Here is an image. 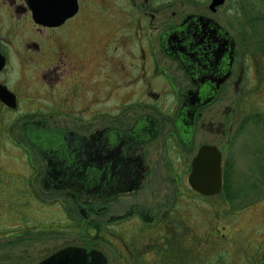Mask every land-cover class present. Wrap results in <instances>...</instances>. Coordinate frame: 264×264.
Wrapping results in <instances>:
<instances>
[{"label":"flooded vegetation","instance_id":"obj_1","mask_svg":"<svg viewBox=\"0 0 264 264\" xmlns=\"http://www.w3.org/2000/svg\"><path fill=\"white\" fill-rule=\"evenodd\" d=\"M79 1L73 16L48 27L34 20L29 0H0V228L7 227L8 223L22 222L13 227V231H3L0 243L21 242L23 239L59 234L62 231L70 234L73 226L104 229L117 226L126 219L140 220L142 212L136 198L139 195L150 196L167 181L174 191L183 194L179 187L187 170L189 193L197 198L215 197L203 196L189 184L193 159L204 145L216 147L221 153V191L223 188L227 159L219 147L203 142L190 161L188 156L198 135L197 130H200L201 111L218 99L222 89L226 91L230 88L237 59L236 43L231 34L213 17L202 14H188L166 27L158 39V47L165 58L163 65H160L156 56L154 60L150 56L148 61L143 62L144 66L150 64L152 78L158 80L154 84L159 88L158 92H149L151 84L147 83L143 87L144 94L159 105L142 101L132 106V110L142 113L130 124L131 118L121 121V117L111 111L108 121L112 124L104 126L103 109L93 108L103 103V72L101 70V75L98 70L99 61L104 60V48L108 49L109 43L115 50L118 49L119 40L111 37L106 43L103 42L104 32H107L109 25L105 27L101 12H98V17L90 15L87 18ZM62 8L60 4L54 5L51 8L52 16L59 18ZM119 22V19L115 21L116 24ZM127 23L128 26L133 25L129 23V17ZM87 46L93 48V56L84 51ZM102 69L105 68L102 66ZM110 73L109 77L114 79L115 72L111 70ZM240 74L238 83L242 81L243 69ZM132 85L129 84V87ZM93 88L95 95L88 98ZM118 88L115 87V90L119 91ZM113 91L112 88L106 93L107 98L113 97ZM43 97L49 105L46 111L51 116L68 121L73 128H48L39 117V101ZM168 97L173 100L170 104ZM164 99L163 105L161 102ZM81 103L80 114L90 116L91 120L78 122L66 116L76 104ZM193 103L198 106L190 121L192 130L178 129L176 123L185 121ZM57 110L60 113L57 114ZM226 110L225 114L228 113ZM168 112L174 119L171 123L161 125V117L168 115ZM213 124L204 123L203 133H207L205 130H212L210 132L213 135L229 133L222 132L219 123ZM37 125H42L47 133L60 131L73 136L74 141L80 140L87 178H106L107 184L97 189L93 185L89 187L88 184L72 182L70 169L54 159L44 158L30 140L31 130ZM77 128L83 130L82 135L76 133ZM117 147L116 156L114 148ZM8 151L16 152L17 155L7 154ZM6 158L7 167H4ZM88 159L92 161L90 165ZM40 160L44 164V171L35 165ZM9 163L20 167L22 171L8 170ZM87 166L90 171L86 172ZM145 186H149V189H145ZM46 194L64 199L61 202L54 198L52 202L44 204L43 211L49 213L46 219L53 217V213L61 214V218L58 221L51 218L41 223L37 220V224L25 218L30 221L20 226L25 223L21 207H36L35 200L38 202L39 196ZM22 196L32 198L26 200L29 204L20 205L15 211L8 209V203L14 199L21 203ZM128 196L131 198L128 208L118 211L121 199ZM66 199L77 202V209H73ZM73 216L81 224L73 221ZM162 216L166 218L167 212L160 215L158 224L163 222ZM171 217L165 220L177 218ZM146 221L152 225L151 219ZM163 223L165 228L167 221ZM128 251L129 264H146L150 257L134 255L135 249Z\"/></svg>","mask_w":264,"mask_h":264},{"label":"rangeland","instance_id":"obj_2","mask_svg":"<svg viewBox=\"0 0 264 264\" xmlns=\"http://www.w3.org/2000/svg\"><path fill=\"white\" fill-rule=\"evenodd\" d=\"M210 1L80 0L79 2L87 18H90V15L98 17V12H101L100 17L106 24L105 27L109 25L107 32H104L103 42L106 43L111 37L119 40L118 49L115 50L109 43L108 49L104 48V60L99 61L98 70L100 74L101 70L103 72V98H101L103 103L93 108L103 109L104 126L112 124L108 121L110 118L108 114L111 111L115 116L119 115L121 121L131 118L128 122L130 124L140 115L139 113H142L140 110H132V106L142 101L159 105L144 94L143 87L147 83L151 84V88L147 87L149 92H158L159 88L154 84L158 80L152 78L150 64L146 63L144 66L143 62L148 61L150 56L154 60L156 56L160 65H163L165 58L158 47V39L166 27L179 22L188 14H202L213 17L234 38L237 59L230 79V88L226 91L222 89L218 99L201 111L200 130H197L196 141L194 140L188 156L190 161L197 147L203 142L213 143L221 149L227 159L222 193L209 198L193 196L189 193L187 170L179 187L183 194L174 191L167 181L161 189L154 190L150 196L139 195L136 198L142 219H126L120 221L117 226H108L104 229L73 226L70 234L62 231L59 234L23 239L21 242L0 243V264H38L64 247H80L87 252L98 251L106 258V264H129L128 250L134 251V249L136 252L134 255H150L146 264H252L256 255L262 258L259 264H264V22L258 21L264 18V11L255 4L254 7L257 9L255 8L254 13L250 14L246 12L245 5L248 0H226L213 14L209 10ZM250 1L256 2V0ZM128 17L132 26H128ZM117 19L120 22L116 24ZM84 51L89 56H93L92 47L87 46ZM241 69H243V77L241 83H238ZM111 70L115 72L114 79L108 75L111 74ZM132 83L134 85L129 87ZM115 87H120L119 91H116ZM112 88L113 97L107 98L106 93ZM94 91V88L90 90L88 98L92 94L95 95ZM44 98L39 101V117L48 128H73L67 123L68 121L51 116L46 111L49 105ZM167 100L169 104L173 102L169 97ZM80 101L83 103L81 98ZM165 101L162 100L161 104L164 105ZM82 103L76 104L66 116L78 122L91 120L90 116L80 114ZM224 110L228 113L225 114ZM56 113L60 111L57 110ZM161 118V125L171 123L174 119L169 112ZM204 123L206 125L219 123L222 126L221 131H229V133L213 135L210 132L212 130H205L207 132L205 134L202 131ZM76 133L82 135L83 130L78 129ZM7 154L17 155L16 152L11 151ZM6 162L7 158L4 159V167H7ZM35 165L44 171L41 160ZM8 170L22 171L12 163L8 164ZM225 187L230 193L238 196L236 200H226V195H223ZM145 189H149V186H145ZM54 198L56 201H64L58 196L46 194L40 195L38 202L35 200L36 207H27L28 205L21 207L24 211L25 223L20 226H25L26 222L30 221L25 218L33 220L34 224H37V220L41 223L51 218L58 221L61 214L53 213V217L46 219L49 213L43 211L44 204L52 202ZM22 199L21 203L17 199L8 203V209L15 211L20 205L29 204L26 200L32 198L22 196ZM130 199V196L122 198L118 211L127 209ZM65 201L72 204L73 209H77V202L74 203L70 199ZM166 212L167 217L161 218V221H167V226L163 228L165 223L158 224V219ZM172 215L179 220L177 218L174 219L175 221L165 220L172 219ZM147 219H151L152 225L146 221ZM181 220L185 223H178ZM73 221L81 224L74 216ZM20 223L22 222L8 223L7 227L0 228V234L3 231H13V227ZM201 251L204 252L203 255H199Z\"/></svg>","mask_w":264,"mask_h":264},{"label":"water","instance_id":"obj_3","mask_svg":"<svg viewBox=\"0 0 264 264\" xmlns=\"http://www.w3.org/2000/svg\"><path fill=\"white\" fill-rule=\"evenodd\" d=\"M225 0H211L209 10L214 12L216 8L223 5ZM60 4L62 14L59 18H54L51 9L54 5ZM29 5L33 8L34 20L43 26H53L62 20L73 16L78 9L77 0H29ZM208 23V22H206ZM205 24H202L204 27ZM173 40V39H172ZM171 46H169L170 48ZM233 57L231 58V62ZM229 76V75H227ZM212 99H210L211 101ZM209 102V101H208ZM198 105L192 104L191 111L185 117V121L176 124L178 129L192 130L190 121ZM184 127V128H183ZM30 140L35 143L41 154L47 160L54 159L61 166L70 169V179L79 184H88L89 187L99 189L107 184V179H88L83 169L85 160L81 150V143L74 141L73 136L63 132L47 133L42 125L31 130ZM119 147L114 148L117 156ZM102 159L101 153H99ZM89 160V159H88ZM92 161L89 160L88 165ZM90 171L87 166L86 172ZM189 184L196 192L203 196H216L221 191V153L216 147L204 145L200 148L198 155L193 159L192 172L189 176ZM106 258L98 251L87 252L84 248L66 247L59 250L38 264H106Z\"/></svg>","mask_w":264,"mask_h":264},{"label":"trees","instance_id":"obj_4","mask_svg":"<svg viewBox=\"0 0 264 264\" xmlns=\"http://www.w3.org/2000/svg\"><path fill=\"white\" fill-rule=\"evenodd\" d=\"M256 2H258V3H256ZM256 2H253V1H250V0H248L247 1V3L245 4L246 5V9H247V11L246 12H248V13H250V14H253L254 13V11H255V8L256 7H254L255 6V4H258L259 5V8L261 9V11H264V0H256ZM257 9V8H256ZM257 12V11H256ZM259 19V18H258ZM253 21V20H252ZM259 21V23H261V22H264V18H261V19H259L258 20ZM256 22V21H255ZM264 125V124H263ZM223 190H225L224 191V193H223V195H226V200H229V201H232V200H236L237 199V195H235V194H232V193H230L229 191H228V189H227V187H225V189H223ZM222 193V192H221ZM87 228H89V227H87ZM215 237H218V236H215ZM219 245V244H218ZM224 252V251H223ZM204 254V252H200V254L199 255H203ZM218 255H222V254H220V253H218ZM257 260V261H256ZM262 261V258H258V255H256V257L254 258V260H252V264H259L260 262Z\"/></svg>","mask_w":264,"mask_h":264}]
</instances>
